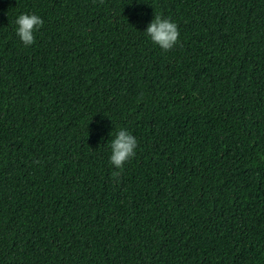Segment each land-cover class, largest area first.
Wrapping results in <instances>:
<instances>
[{
	"label": "trees",
	"instance_id": "obj_1",
	"mask_svg": "<svg viewBox=\"0 0 264 264\" xmlns=\"http://www.w3.org/2000/svg\"><path fill=\"white\" fill-rule=\"evenodd\" d=\"M0 264H264V0H0Z\"/></svg>",
	"mask_w": 264,
	"mask_h": 264
},
{
	"label": "clouds",
	"instance_id": "obj_2",
	"mask_svg": "<svg viewBox=\"0 0 264 264\" xmlns=\"http://www.w3.org/2000/svg\"><path fill=\"white\" fill-rule=\"evenodd\" d=\"M103 3V0H101ZM16 35L20 38L25 47L36 43L35 33L43 27V19L36 14L22 13L15 20ZM146 35L163 50L172 49L179 42V29L175 22L170 19L155 15L147 26ZM138 141L127 129L121 128L111 141L110 163L118 171L111 173L112 179L119 182V178L124 171V165L136 154Z\"/></svg>",
	"mask_w": 264,
	"mask_h": 264
}]
</instances>
